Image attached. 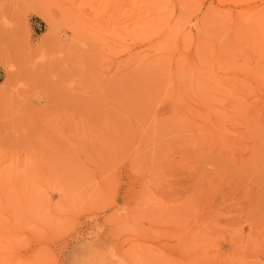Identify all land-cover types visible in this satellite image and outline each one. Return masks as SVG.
<instances>
[{"label": "rangeland", "instance_id": "374dc122", "mask_svg": "<svg viewBox=\"0 0 264 264\" xmlns=\"http://www.w3.org/2000/svg\"><path fill=\"white\" fill-rule=\"evenodd\" d=\"M0 264H264V0H0Z\"/></svg>", "mask_w": 264, "mask_h": 264}, {"label": "bare ground", "instance_id": "6f19581e", "mask_svg": "<svg viewBox=\"0 0 264 264\" xmlns=\"http://www.w3.org/2000/svg\"><path fill=\"white\" fill-rule=\"evenodd\" d=\"M46 179V178H45ZM18 181V180H17ZM46 181V180H45ZM23 182H24V180H23ZM47 182V181H46ZM18 183V182H17ZM47 184V183H46ZM42 185V184H41ZM48 188H49V186H48Z\"/></svg>", "mask_w": 264, "mask_h": 264}]
</instances>
